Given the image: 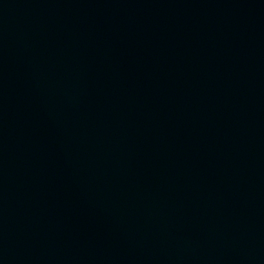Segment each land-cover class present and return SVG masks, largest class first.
<instances>
[{
  "label": "water",
  "instance_id": "1",
  "mask_svg": "<svg viewBox=\"0 0 264 264\" xmlns=\"http://www.w3.org/2000/svg\"><path fill=\"white\" fill-rule=\"evenodd\" d=\"M0 264H264V0H0Z\"/></svg>",
  "mask_w": 264,
  "mask_h": 264
}]
</instances>
